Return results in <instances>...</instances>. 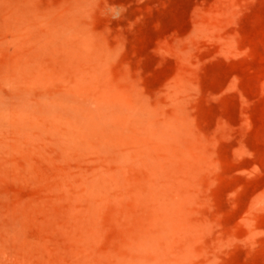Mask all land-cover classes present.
Wrapping results in <instances>:
<instances>
[{"label":"rangeland","instance_id":"374dc122","mask_svg":"<svg viewBox=\"0 0 264 264\" xmlns=\"http://www.w3.org/2000/svg\"><path fill=\"white\" fill-rule=\"evenodd\" d=\"M0 264H264V0H0Z\"/></svg>","mask_w":264,"mask_h":264}]
</instances>
